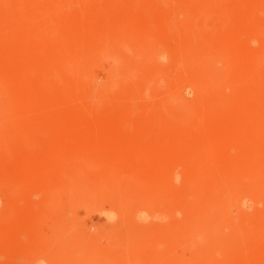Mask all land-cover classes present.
<instances>
[{"label":"rangeland","instance_id":"1","mask_svg":"<svg viewBox=\"0 0 264 264\" xmlns=\"http://www.w3.org/2000/svg\"><path fill=\"white\" fill-rule=\"evenodd\" d=\"M156 47L166 55H148ZM205 52L210 63L198 58ZM263 64L264 0H0V264L263 262L264 236L245 226L263 222L264 199L231 203L225 215L203 208L251 186L241 171L264 175L256 165L264 157ZM206 76L209 86H201ZM30 153L41 173L24 189L14 174ZM161 179L167 184L155 185ZM156 191H167V215ZM195 218L205 228L214 219L213 231L177 225Z\"/></svg>","mask_w":264,"mask_h":264},{"label":"bare ground","instance_id":"2","mask_svg":"<svg viewBox=\"0 0 264 264\" xmlns=\"http://www.w3.org/2000/svg\"><path fill=\"white\" fill-rule=\"evenodd\" d=\"M47 8V7H46ZM48 17V16H47ZM152 17V16H151ZM180 22V21H179ZM181 22H182V20H181ZM180 22V23H181ZM243 23V22H242ZM262 23V22H261ZM132 25V24H131ZM223 25V24H222ZM222 27V26H221ZM257 27V26H256ZM262 27V26H261ZM39 28V27H38ZM251 28H252V25H251ZM257 29H258V27H257ZM254 30L255 31V34H256V32L258 33H261L262 31L261 30ZM206 32V31H205ZM248 33V32H247ZM252 34H253V32H252ZM92 35V34H91ZM128 35V34H127ZM219 35V34H218ZM99 36V35H98ZM213 36V35H212ZM216 37V36H215ZM40 38V37H39ZM39 38H37V39H39ZM30 39V38H29ZM89 40V39H88ZM108 40V39H107ZM37 41H39V40H37ZM50 41V40H49ZM249 41V40H248ZM262 41V40H261ZM29 42V41H28ZM217 42V41H216ZM49 43V42H48ZM105 43V42H104ZM106 45V44H105ZM46 46V45H45ZM105 47V46H104ZM119 47V46H118ZM126 47V46H125ZM213 47V46H212ZM243 48V47H242ZM248 48H249V46H248ZM43 49V48H42ZM112 49H113V47H112ZM116 50V49H115ZM198 50V49H197ZM183 51V50H182ZM214 51V50H213ZM242 52H243V49L241 50ZM192 52V51H191ZM94 53V52H93ZM239 53H241V52H239ZM148 55H152V57H154V56H158V57H163L164 55H166V53H165V48L164 49H162V48H159V47H156V48H152L151 50H150V54H148ZM214 55V54H213ZM232 55V54H231ZM241 55V54H240ZM192 56V55H191ZM196 56L198 57V55L196 54ZM215 56V55H214ZM95 57V56H94ZM120 57V56H119ZM236 57V56H235ZM234 57V59H236ZM237 57H238V55H237ZM143 58V57H142ZM151 58V57H150ZM188 58H190V60H191V57L190 56H188ZM193 58V57H192ZM195 58V57H194ZM200 60L203 58L204 59V61H205V59L206 58H208L209 59V63H210V54H208V52L206 53L205 52V54H204V56H202V55H199V57H198ZM232 58V57H231ZM230 58V59H231ZM243 58V57H242ZM49 59V58H48ZM59 59V58H58ZM134 59V58H133ZM196 59V58H195ZM202 59V60H203ZM208 59H207V61H208ZM229 59V58H228ZM233 59V58H232ZM231 59V60H232ZM237 59H239V58H237ZM54 60V59H53ZM201 60V61H202ZM241 60V59H240ZM80 61V60H79ZM197 61V60H196ZM239 61V60H238ZM257 61V60H256ZM256 61H255V63L254 62H249L250 64H249V66H254V65H256ZM260 61V60H259ZM120 62V61H119ZM195 62V61H194ZM79 63V62H78ZM190 63V62H189ZM237 63V62H236ZM208 64V63H207ZM211 65V64H210ZM248 64H246V66H247ZM257 65H258V63H257ZM208 66V65H207ZM206 66V67H207ZM262 66V68H261V70H263L264 71V64L263 65H261ZM7 67H9V66H7ZM208 67H210V66H208ZM216 67V66H215ZM67 68V67H66ZM242 68V67H241ZM245 68V67H244ZM248 68H250V67H246V69H248ZM257 68V67H256ZM55 69V68H54ZM72 69V68H71ZM209 69V68H208ZM211 69V68H210ZM236 69V68H235ZM240 69V68H239ZM213 70H215V69H213ZM249 70V69H248ZM251 70V69H250ZM136 71V70H135ZM64 72V71H63ZM211 72H212V70H211ZM247 72H249V71H247ZM251 72V71H250ZM16 73V72H15ZM19 73V72H18ZM52 73V72H51ZM129 73V72H128ZM127 73V74H128ZM206 73V72H205ZM41 74V73H40ZM73 74V73H72ZM160 74V73H159ZM210 74V73H209ZM234 74V73H233ZM70 75V74H69ZM199 75H201V74H199ZM205 75V74H204ZM218 75V74H217ZM238 75V74H237ZM115 76V75H114ZM210 76V75H209ZM263 76V75H262ZM261 76V77H262ZM158 75H156L155 77H152V78H149L148 80H145L144 81V89H142L143 91V93L145 94L146 92H148V90H150L149 89V87L151 86V84L154 82V81H157L158 80ZM224 77H225V75H224ZM238 77V76H237ZM264 77V76H263ZM199 78V77H198ZM209 77L208 76H206V77H204L203 79H200L201 81H200V85L201 86H209L208 84H209V79H208ZM225 78H227V77H225ZM224 78V79H225ZM229 78V77H228ZM234 78V77H233ZM44 79V78H43ZM135 79V78H134ZM217 79V78H216ZM221 79H223V78H221ZM3 80V79H2ZM136 80V79H135ZM227 80V79H226ZM235 80V79H234ZM262 81H264V79L262 78L261 79ZM245 81V80H244ZM53 82V81H52ZM131 82V81H130ZM157 82H160V81H157ZM178 82V81H177ZM227 82V81H226ZM248 82V81H247ZM128 83V82H127ZM246 83V82H245ZM48 84V83H47ZM217 84V83H216ZM219 84H220V82H219ZM237 84V83H236ZM244 84V83H243ZM254 84V83H253ZM191 85V84H190ZM218 85V84H217ZM231 85V84H230ZM241 85V84H240ZM48 86V85H47ZM236 86V85H235ZM193 87H194V85H193ZM228 87V86H227ZM249 87V86H248ZM254 88V87H253ZM260 88V87H259ZM8 89V88H7ZM198 89V88H197ZM230 89V88H229ZM244 89V88H243ZM257 89V88H256ZM14 90V89H13ZM250 90H252V88L250 89ZM249 90V92H251ZM258 90V89H257ZM260 90V89H259ZM259 90H258V92H259ZM254 91V90H253ZM256 91V90H255ZM262 91V90H261ZM9 92V91H8ZM23 92V91H22ZM46 92V91H45ZM248 92V91H247ZM247 92H244V93H247ZM7 94V93H6ZM29 94V93H28ZM143 94V95H144ZM260 94V93H259ZM171 95V94H170ZM176 95V94H175ZM248 94H246V96H247ZM249 95H250V93H249ZM256 95H257V92H256ZM10 96V95H9ZM228 96V95H227ZM261 95H259L258 97H260ZM250 97H253V96H250ZM256 97V96H255ZM257 97V98H258ZM241 98H243V97H241ZM34 99V98H33ZM37 99V98H36ZM230 99V98H229ZM244 99V98H243ZM260 99V98H259ZM225 101V100H224ZM223 101V102H224ZM246 101V100H245ZM178 102V99L176 98V96H173V98L170 100V105L168 106V108L170 109V110H175V105H176V103ZM232 102V101H231ZM226 104V103H225ZM15 106H16V104H15ZM166 106V105H165ZM220 106H222V105H220ZM247 106V105H246ZM213 107V106H212ZM218 107V106H217ZM261 107V106H260ZM260 107H259V109H260ZM263 107V106H262ZM262 107H261V109H262ZM4 108V107H3ZM197 108V107H196ZM236 108H238V107H236ZM241 108V107H240ZM264 108V107H263ZM88 109V108H87ZM194 110H195V107L193 108ZM192 109V110H193ZM260 109V110H261ZM211 110V109H210ZM247 110V109H246ZM256 110V109H255ZM263 110V109H262ZM185 111V110H184ZM222 111V110H221ZM237 111V110H236ZM193 112V111H192ZM191 112V113H192ZM239 112V111H238ZM248 112V111H247ZM250 112V111H249ZM185 113V112H184ZM213 113V112H212ZM235 113V112H234ZM245 113V112H244ZM17 114V113H16ZM248 114V113H247ZM251 114V113H250ZM254 114V113H253ZM252 114V115H253ZM257 114V113H256ZM198 115H199V113H198ZM249 115V114H248ZM127 116V115H126ZM131 116V115H130ZM244 116H245V114H244ZM247 116V115H246ZM159 117V116H158ZM242 117V116H241ZM198 118V117H197ZM200 119H201V117H200ZM198 120V119H197ZM253 120V119H252ZM262 121V120H261ZM39 122V121H38ZM123 122V121H122ZM181 122V124H184L182 121H180ZM200 122H202V121H200ZM229 122V121H228ZM125 123V122H124ZM130 123V122H129ZM41 124V123H40ZM127 124V123H126ZM129 125V124H128ZM262 125H263V127H264V121L262 122ZM261 125V126H262ZM185 126V125H184ZM193 127V126H192ZM33 128H35L36 129V126L34 125L33 126ZM50 128V127H49ZM68 128V127H67ZM120 128V127H119ZM123 128V127H122ZM156 128V127H155ZM154 128V129H155ZM176 128V127H175ZM257 127H255V129H256ZM113 129H115V128H113ZM125 129H129V128H125ZM77 130V129H76ZM122 130V129H121ZM120 130V131H121ZM194 130V129H193ZM253 130V128L251 129V131ZM259 130V131H258ZM258 134H260V137H264V128L262 129H259L258 128ZM68 131V130H67ZM81 131H83V130H81ZM108 131V130H107ZM241 131V130H240ZM249 131V130H248ZM248 131H246L247 132V134L250 132H248ZM109 132H111L110 130H109ZM108 132V133H109ZM242 132H243V130H242ZM245 132V131H244ZM108 133H107V135H108ZM169 133V132H168ZM241 133V132H240ZM23 134V133H22ZM66 134V133H65ZM104 134V133H103ZM244 134V133H243ZM246 134V135H247ZM250 134V133H249ZM254 134V133H253ZM252 134V135H253ZM62 135V134H61ZM81 135V134H80ZM56 136V135H55ZM82 136V135H81ZM102 136V135H101ZM243 136V135H242ZM53 137V136H52ZM52 137L50 136V140H52ZM70 137V136H69ZM83 137H85V135H83ZM103 137V136H102ZM167 137H169L168 135H167ZM213 137V136H212ZM245 137H248V136H245ZM250 137V136H249ZM72 138V137H71ZM79 138V137H78ZM90 138V137H89ZM106 140H104L103 138H102V140H104V141H101L99 144H103V142H107V140H108V137L106 136ZM164 138V137H163ZM34 139V138H33ZM53 139H54V137H53ZM81 139L83 140L84 138H82L81 137ZM80 138H79V140H81ZM88 139V138H87ZM91 139V138H90ZM97 139H100V138H95V141L97 140ZM209 139V138H208ZM219 139V138H218ZM242 139V138H241ZM241 139H240V141H241ZM250 139L251 138H249V141H250ZM39 140V139H38ZM62 140H64V139H62ZM65 140H67L66 138H65ZM74 140V139H73ZM72 140V141H73ZM77 140V139H76ZM75 140V141H76ZM81 140V141H82ZM244 140V139H243ZM256 140V139H255ZM61 141V140H60ZM68 141V140H67ZM84 141H87V140H84ZM218 141V140H217ZM245 141V140H244ZM70 143H71V140L69 141ZM222 142V141H221ZM220 142V143H221ZM60 143V142H59ZM69 143V144H70ZM238 143V142H237ZM251 143V142H250ZM66 144V143H65ZM68 144V143H67ZM101 144V145H102ZM241 144H243V143H241ZM241 144H236L237 146H239V145H241ZM94 146V145H93ZM97 145L95 144V146L94 147H96ZM236 146V147H237ZM243 147H245L244 145H242ZM55 147V146H54ZM58 147V146H57ZM56 147V148H57ZM65 147H67V146H65ZM206 147V146H205ZM214 147V146H213ZM63 148H64V145H63ZM240 148V147H239ZM61 149V148H60ZM28 150V149H27ZM50 150V149H49ZM54 150H56V149H54ZM69 150V149H68ZM215 150V149H214ZM62 151V150H61ZM35 152V151H34ZM57 152V151H56ZM59 152V151H58ZM64 152V151H63ZM62 152V153H63ZM182 152V151H181ZM39 153V152H38ZM83 153H85V152H83ZM88 153H90V151L88 152ZM88 153H86V156H87V154ZM149 153V152H148ZM31 155H29V158L24 162V166H23V168L21 167V169L19 170V171H17L16 172V174H14L15 175V180L18 182V183H21V184H23L24 186H25V188L24 189H27L29 186H30V188L32 189V187H34V186H36V185H38L37 183H38V174H39V172H40V167H39V164H38V162H37V160H34L31 156H32V153H30ZM57 154V153H56ZM59 154V153H58ZM57 154V155H58ZM69 154H71V153H69ZM150 154V153H149ZM209 154H211V152L209 153ZM28 155V154H27ZM33 155H35V154H33ZM72 156H74V154H71ZM89 155V154H88ZM140 155V154H139ZM175 155V154H174ZM212 155V154H211ZM232 155H233V153H232ZM239 155V154H238ZM51 156V155H50ZM61 156H62V154H61ZM61 156L59 155V157H60V159H61ZM65 156V155H64ZM63 156V157H64ZM66 156H67V153H66ZM65 156V157H66ZM98 156V155H97ZM164 157H162L163 159L165 158L166 159V157L168 156V155H166V157H165V155H163ZM48 157H49V154H48ZM64 157V158H65ZM85 157V156H84ZM84 157H81L82 159H84ZM91 156H89V158H90ZM95 157V156H94ZM154 157V156H153ZM208 157H210V156H208ZM207 157V158H208ZM227 157V156H226ZM233 157H236V156H233ZM43 158V157H42ZM64 158H62L61 160L62 161H64V160H66V159H64ZM70 158L71 157H69V160H70ZM88 158V159H89ZM91 158H93V157H91ZM91 158H90V160H91ZM97 158V157H96ZM98 158H100V157H98ZM159 158L160 159H162L160 156H159ZM159 158H154V159H159ZM213 158H214V156H213ZM232 158V157H231ZM237 158V157H236ZM241 158H243V157H241ZM56 159V158H55ZM94 159V158H93ZM164 159V161L165 162H167L168 161V159H167V161ZM203 159H205V157L203 156ZM235 159V158H234ZM251 159V158H250ZM254 159V161H255V159H256V157H254L253 158ZM67 160H68V158H67ZM84 160H86V158L84 159ZM202 160V159H201ZM208 160H210V158L208 159ZM235 160H237V159H235ZM246 160V162H247V158L245 159ZM61 161V162H62ZM78 161V159L76 158V161L75 162H77ZM159 161V160H158ZM232 161V160H231ZM231 161H230V163H231ZM244 160H242V162H243ZM253 161V160H252ZM17 162V161H16ZM57 162H59V160L57 161ZM70 162V161H69ZM79 162V161H78ZM81 162V161H80ZM83 162V161H82ZM91 162H93V161H91ZM234 162H236V161H234ZM240 162H241V160H240ZM43 163H45V162H43ZM97 163V162H96ZM95 163V164H96ZM159 163V162H158ZM168 163V162H167ZM229 163V164H230ZM233 163V162H232ZM239 163V162H238ZM255 163V162H254ZM254 163H252V164H254ZM63 164V163H62ZM148 164V163H147ZM162 164V163H161ZM160 164V165H161ZM177 164V163H176ZM189 164H192L191 162L190 163H188L186 166H185V168H184V171L183 172H188V169H189V167H190V165ZM204 164V163H203ZM228 164V163H227ZM228 164V165H229ZM244 164H245V161H244V163H243V166H244ZM16 165V164H15ZM168 165V164H167ZM170 165V164H169ZM174 165V164H173ZM235 165V164H234ZM234 165H233V169H234ZM241 166H242V164H240ZM248 165H249V162H248ZM256 165H260V167L261 166H263L264 167V157H259L258 158V161L256 162ZM101 166V165H100ZM156 166V165H155ZM240 166V169L242 168ZM245 166H246V164H245ZM244 166V167H245ZM253 167L255 166V164L254 165H252ZM43 167V166H42ZM141 167V166H140ZM146 167V166H145ZM161 167H162V169H163V165H161ZM161 167H159L160 169L158 170V171H160L161 170ZM171 168H172V166H170ZM192 167H194V165L192 164ZM231 167V166H230ZM248 168H249V166H247ZM76 168V167H75ZM156 168H157V166H156ZM232 168V167H231ZM87 169V168H86ZM116 169V168H115ZM131 169V168H130ZM139 169V168H138ZM165 169V168H164ZM175 169V168H174ZM250 169V168H249ZM105 170V169H104ZM147 170V169H146ZM150 170H151V168H150ZM154 170V169H153ZM239 170V169H238ZM246 170V169H245ZM257 170V169H256ZM95 171V170H94ZM103 171V170H102ZM165 171V170H164ZM174 171V170H173ZM173 171H172V173H173ZM13 172V171H12ZM107 172V171H106ZM105 172V173H106ZM112 172V171H111ZM121 172V171H120ZM123 172V171H122ZM134 172V171H133ZM144 172V171H143ZM154 173H153V175L155 174V171H153ZM163 171L161 170V173H162ZM175 172V171H174ZM245 172V171H244ZM243 171H241V174H240V178H242L243 179V182H242V184H245V183H248L249 182V184H250V181L252 180V182L253 183H251L252 185L251 186H248V188H240V187H237L238 189H232V190H227L225 193H224V195L216 202V203H214V204H209L210 206L211 205H213V206H211V209L210 208H208V206L207 205H205V207L203 206V208H204V213L205 212H209V210L210 211H214V210H216V211H221L222 213L221 214H226V212H227V208H229L228 206H230V204L232 203V204H234L235 202L237 203V202H239V204L241 205V206H243V202L245 201V200H251L252 202H260V201H262L263 199H264V189L263 188H257V184H255L256 183V181H254V180H263L264 181V175H262V176H259V175H257V176H253L252 174H254V173H251V171L249 170H247L245 173H244ZM6 173V172H5ZM41 173V172H40ZM138 174H139V172H137ZM141 173V172H140ZM160 173V172H159ZM166 173H168V171L166 172ZM182 173V172H181ZM232 173V172H231ZM50 174V173H49ZM108 174V173H107ZM118 174V173H117ZM121 174V173H120ZM137 174V175H138ZM146 174H147V172H146ZM151 174V173H150ZM163 174V173H162ZM176 174V173H175ZM174 174V175H175ZM183 174H185V173H183ZM232 174H234V173H232ZM111 175V174H110ZM132 175H134V174H132ZM164 175V174H163ZM162 175V176H163ZM170 175H171V173H170ZM173 175V174H172ZM178 175V174H177ZM177 175H176V177H177ZM255 175V174H254ZM140 176V175H139ZM141 176H143V174L141 175ZM161 176V174H160V178L162 177ZM165 176V175H164ZM182 176V175H181ZM227 176V175H226ZM235 176V175H234ZM50 177V176H49ZM92 177V176H91ZM99 177V176H98ZM105 177V176H104ZM120 177V176H119ZM122 177V176H121ZM124 177V176H123ZM137 177V176H136ZM145 177H147V176H145ZM149 177H151V178H149V180L150 179H153L154 177H152V175H150ZM5 178H6V176H5ZM44 178V177H43ZM102 178V177H101ZM100 178V179H101ZM106 178H107V176H106ZM143 178V177H142ZM142 178H141V180H142ZM160 178H159V176H158V179L160 180ZM164 178V177H163ZM192 178V177H191ZM9 179V178H8ZM109 179H111V180H113V179H115V177L114 176H112V177H109V178H107V179H105V180H109ZM157 179V178H156ZM173 179H175V178H173ZM178 179V178H177ZM177 179H176V181H177ZM46 180V179H45ZM84 180V179H83ZM103 180V179H102ZM120 180H121V178H120ZM130 180V179H129ZM162 181H156L155 180V185L157 184V186H161V184H160V182L161 183H163L162 185L164 186V184L166 185L167 184V181H166V183H164L163 182V179H161ZM165 180H166V178H165ZM164 180V181H165ZM213 180V179H212ZM211 180V181H212ZM97 181V180H96ZM110 181V180H109ZM134 181V180H133ZM143 181V180H142ZM151 181V180H150ZM211 181H210V183H211ZM241 181V180H240ZM46 182V181H45ZM85 182V181H84ZM126 182V181H125ZM158 182V183H157ZM189 182V181H188ZM209 182V181H208ZM261 182V181H260ZM90 183V182H89ZM114 183V182H113ZM123 183V182H122ZM143 183V182H142ZM149 183H151V182H149ZM214 183H216V182H214ZM83 184V183H82ZM110 184V183H109ZM124 184V183H123ZM141 184V183H140ZM97 185H99V184H97ZM113 185V184H112ZM111 185V186H112ZM143 185V184H142ZM180 185V184H179ZM210 185V184H209ZM24 186H22V187H24ZM27 186V187H26ZM89 186V185H88ZM147 186V185H146ZM168 186V185H167ZM170 186V185H169ZM168 186V187H169ZM181 186V185H180ZM85 187V186H84ZM152 187H153V184H152ZM29 188V189H30ZM139 188V187H138ZM143 188V187H142ZM148 188H150V186H149V184H148ZM155 188V187H154ZM235 188V187H234ZM33 189H35V188H33ZM162 189V188H161ZM164 189V188H163ZM162 189V190H163ZM165 189H167V187H165ZM118 190V189H117ZM117 190H116V192H117ZM131 190V189H130ZM162 190H160L161 192H163ZM169 190V189H168ZM80 191V190H79ZM81 191H83V190H81ZM105 191H106V189H105ZM119 191H120V189H119ZM141 191V189L137 192V193H139ZM159 191V192H160ZM28 192V191H27ZM149 193H150V191H148ZM154 192V191H153ZM159 192L157 193V191H156V193H155V200L156 201H158V203L160 202V200H162V202H163V204L165 203L166 204V202H168V194H167V191H165L164 192V195H162V193H160L159 194ZM26 193V192H25ZM119 193H121V191L119 192ZM148 193V194H149ZM171 193V192H170ZM221 193H223V191L221 192ZM242 193V194H241ZM72 194H73V192H72ZM159 194V195H158ZM218 194V193H217ZM29 195V194H28ZM124 195V194H123ZM150 195V194H149ZM148 195V196H149ZM198 195H200V193L198 194ZM197 195V196H198ZM201 195H202V193H201ZM19 196V195H18ZM111 196V195H110ZM120 196V195H119ZM139 196V195H138ZM178 196V195H177ZM177 196H176V198H177ZM151 197H153V196H151ZM199 197H201V196H199ZM210 197H211V195H210ZM224 197V198H223ZM125 198V197H124ZM148 198V197H147ZM181 197H179V199H180ZM197 198L198 197H196V200H197ZM202 198V197H201ZM217 198V197H216ZM144 199V198H143ZM149 200H150V198H148ZM187 199V198H186ZM203 199H205V196H203ZM214 198H210L209 200H213ZM126 200H127V197H126ZM132 200V199H131ZM185 200V199H184ZM193 200V197L192 198H189L188 200H185L187 203V205L189 206V203L190 202H193L192 201ZM215 200V199H214ZM121 201V200H120ZM127 201H129V200H127ZM140 201V200H139ZM148 201V200H147ZM146 201V202H147ZM170 201V200H169ZM185 201H184V203H185ZM206 201V200H205ZM136 202V201H135ZM195 202V201H194ZM120 203V202H119ZM139 203V202H138ZM157 202H156V204H158ZM243 203V204H242ZM162 204V203H161ZM162 204V205H163ZM165 204L163 205V206H161V207H163L162 209H165L166 208V206H165ZM168 205H169V203H167ZM196 204V203H195ZM127 205V204H126ZM136 205H137V203H136ZM177 205V204H176ZM15 206V205H14ZM165 206V207H164ZM209 206V207H210ZM150 207V206H149ZM159 207V206H158ZM172 206L170 205V208H171ZM176 207V206H175ZM182 207V206H181ZM16 208V207H15ZM14 208V209H15ZM168 209V208H167ZM191 209V208H190ZM16 210V209H15ZM19 210H21V208L19 209ZM151 209H149L148 211H150ZM166 210V209H165ZM170 210V209H169ZM169 210H166L167 211V213H166V215L168 214V211ZM242 210H244V209H242ZM164 211V210H163ZM171 211V210H170ZM147 212V211H146ZM158 212H159V210H158ZM200 212V211H199ZM243 212V211H242ZM17 213H19V212H17L16 211V214ZM161 213V212H160ZM189 213V212H188ZM248 213V212H247ZM247 213H245L244 212V214H247ZM27 214V213H26ZM30 214V213H29ZM217 214H219V213H217ZM220 214V215H221ZM249 214V213H248ZM11 215V214H10ZM165 215V216H166ZM203 215V214H202ZM213 215V214H212ZM3 216V215H2ZM199 216H201V215H199ZM203 216H205V215H203ZM208 216H209V218H210V214H208L207 215V218H208ZM214 216H215V213H214ZM214 216H213V218H214ZM222 216V215H221ZM227 216V215H226ZM247 216V215H246ZM194 217V216H193ZM212 217V216H211ZM220 217V216H219ZM163 218V217H162ZM201 218V217H200ZM206 217H204V219H205ZM208 218V219H209ZM213 218H211L209 221H212V219ZM226 218H228V216L226 217ZM215 219V218H214ZM213 219V221L212 222H214L215 220ZM221 218H219V220H220ZM165 220H166V218H165ZM164 220V221H165ZM173 220V219H172ZM197 220L198 219H194V220H190V221H183V222H179L177 225H179V226H181V225H192V226H201L202 228H205L204 226H202V223H201V221H198L197 222ZM201 220V219H200ZM203 220V219H202ZM218 220V219H217ZM226 220V219H225ZM229 220V219H228ZM248 220H249V218H248ZM251 220V219H250ZM249 220V221H250ZM254 220V219H253ZM260 220V219H259ZM0 221H2V220H0ZM208 221V222H209ZM256 221V220H255ZM211 222V223H212ZM218 222V221H217ZM223 222V221H222ZM221 222V223H222ZM245 222V221H244ZM162 223V222H161ZM211 223H210V227H211ZM214 223H216V222H214ZM219 223V222H218ZM220 223V224H221ZM235 223V222H234ZM237 223V222H236ZM247 223V222H246ZM205 224V222H204V220H203V225ZM207 224V223H206ZM205 224V225H206ZM209 224V223H208ZM220 224H219V226H220ZM222 224H224V223H222ZM222 224H221V226H222ZM237 224H239V223H237ZM250 225H244L245 227H247V229H248V227H251V229L252 228H254V230L256 231V232H258V233H260V234H262L263 236H264V220H263V222H260V223H254L253 221H250V223H249ZM169 225V224H168ZM167 225V226H168ZM216 225V224H215ZM171 226H173V225H171ZM220 226V227H221ZM240 226H241V224H240ZM239 226V227H240ZM169 227V226H168ZM200 227V228H201ZM210 227H208V228H210ZM216 227H217V229H218V224L216 225ZM219 227V228H220ZM224 227H227V226H225L224 225ZM238 227V228H239ZM208 228H205V229H208ZM213 228V227H212ZM228 228H229V226H228ZM17 229V228H16ZM197 229H199V227L197 228ZM216 228H215V230H214V232H219V231H221V230H217ZM226 229V228H225ZM241 229V228H240ZM244 229V228H243ZM242 229V230H243ZM250 228L248 229V231L249 230H251ZM166 230H168V229H166ZM210 230H211V228H210ZM217 230V231H216ZM236 230V229H235ZM234 230V231H235ZM238 230V229H237ZM208 231V230H207ZM211 231H213V230H211ZM244 231V230H243ZM247 231V230H246ZM245 231V232H246ZM247 231V232H248ZM214 232H212L213 234H214ZM217 232V233H218ZM236 232V231H235ZM253 232V231H252ZM150 233V232H149ZM212 233H209L210 235H209V237H213V240H214V236L212 235ZM237 233V232H236ZM239 233V232H238ZM254 233V232H253ZM256 235H258L257 233H255ZM153 235V234H152ZM163 235V234H162ZM166 235V234H165ZM215 235H217L216 233H215ZM219 235V234H218ZM252 235V234H251ZM250 235V236H251ZM254 235V234H253ZM255 235V236H256ZM216 238V237H215ZM264 238V237H263ZM263 238H262V240H263ZM217 239V238H216ZM257 239H258V236H257ZM257 239H256V242H257ZM251 240V239H250ZM259 240V239H258ZM141 241V240H140ZM228 241V240H227ZM226 241V242H227ZM241 241H243V240H241ZM139 242V241H138ZM161 242H164V241H161ZM161 242H160V244H161ZM225 242V241H224ZM225 242V243H226ZM233 242H235V241H233ZM237 242V241H236ZM239 242V241H238ZM251 242V241H250ZM263 243V245H264V242H262ZM137 244V243H136ZM164 244H166L165 242H164ZM222 244H224V243H222ZM240 244H242V243H240ZM239 244V245H240ZM245 244V243H244ZM258 244V243H257ZM256 244V245H257ZM260 244V243H259ZM135 245V244H134ZM167 245V244H166ZM246 245V244H245ZM248 245V244H247ZM138 246V245H137ZM136 246V247H137ZM159 246V245H158ZM161 246V245H160ZM218 246V245H217ZM241 246H243V245H241ZM252 245H251V243H250V247H251ZM219 247V246H218ZM240 247V246H239ZM246 247V246H245ZM259 247H261V244H260V246ZM160 248H162V247H160ZM242 248V247H241ZM256 248V247H255ZM262 248V247H261ZM245 249V248H244ZM259 249V248H258ZM145 250H146V248H145ZM214 250V249H213ZM248 250V249H247ZM256 250H257V248H256ZM261 250V249H260ZM59 251V250H58ZM219 254H222V250L221 249H219ZM242 250L240 249V252H241ZM249 251V250H248ZM248 251H247V253H248ZM133 252V251H132ZM236 252V251H235ZM234 252V256H236V253ZM239 252V253H240ZM258 252V251H257ZM260 252V251H259ZM243 252H241V254H242ZM246 253V252H245ZM245 253H243V256H245ZM247 253H246V256H247ZM70 254V253H69ZM249 254L250 255H252V253H250L249 252ZM257 254V253H256ZM223 255V254H222ZM261 255H263L262 253L260 254V256ZM243 256H242V258H243ZM259 256V257H260ZM59 257V256H58ZM264 257V256H263ZM234 258V257H233ZM255 258L256 257H254L253 258V260L254 261H256L255 260ZM235 259H237V258H235ZM245 259V258H244ZM257 259V258H256ZM260 259V258H259ZM258 259V260H259ZM264 259V258H263ZM249 260V259H248ZM257 260V261H258ZM262 260H259V262L260 263H258V264H264V261L263 262H261ZM257 263V262H256ZM247 264H249V263H247ZM250 264H251V262H250ZM253 264V263H252Z\"/></svg>","mask_w":264,"mask_h":264}]
</instances>
